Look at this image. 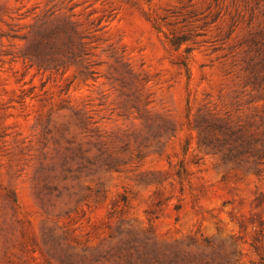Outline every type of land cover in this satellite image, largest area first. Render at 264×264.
<instances>
[{"label": "rangeland", "instance_id": "rangeland-1", "mask_svg": "<svg viewBox=\"0 0 264 264\" xmlns=\"http://www.w3.org/2000/svg\"><path fill=\"white\" fill-rule=\"evenodd\" d=\"M262 11L0 0V264H264V159L206 127L264 131Z\"/></svg>", "mask_w": 264, "mask_h": 264}, {"label": "trees", "instance_id": "trees-1", "mask_svg": "<svg viewBox=\"0 0 264 264\" xmlns=\"http://www.w3.org/2000/svg\"><path fill=\"white\" fill-rule=\"evenodd\" d=\"M243 5H247L249 0H241ZM258 4L257 2H255ZM254 7L250 8V15L254 16ZM261 16L264 21V11L261 12ZM234 18H232L233 20ZM251 19V18H250ZM253 35L250 36L249 40L254 43H260L262 45V56L259 63L264 62V25L259 27L256 31L252 32ZM257 37H260L258 40ZM254 80L258 79L257 73L253 74ZM264 79V76L262 77ZM264 110V109H263ZM206 127H215L222 131L223 136L216 139V144L213 147L224 149L226 156L238 157L240 159L251 158L253 164L257 165L260 163L261 159H264V131L262 134L250 131L249 128L244 126H238L236 128L231 127L225 121L223 122H213L206 124ZM201 142L203 144L209 145L213 143L206 138H202ZM142 264H206V262H199L195 257L185 256L183 254H172L168 252L147 249L141 256Z\"/></svg>", "mask_w": 264, "mask_h": 264}]
</instances>
